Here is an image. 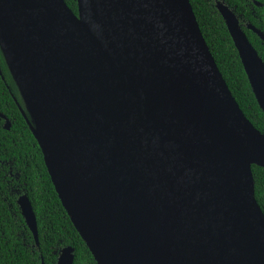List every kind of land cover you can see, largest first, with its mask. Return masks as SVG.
Returning a JSON list of instances; mask_svg holds the SVG:
<instances>
[{
  "label": "water",
  "instance_id": "95a60500",
  "mask_svg": "<svg viewBox=\"0 0 264 264\" xmlns=\"http://www.w3.org/2000/svg\"><path fill=\"white\" fill-rule=\"evenodd\" d=\"M77 3L75 14L64 0H0V48L96 263L264 264L252 170L264 168V134L230 91L191 1ZM218 10L264 110V61L236 14ZM18 205L38 243L29 198ZM57 264H74V249Z\"/></svg>",
  "mask_w": 264,
  "mask_h": 264
},
{
  "label": "trees",
  "instance_id": "16d2710c",
  "mask_svg": "<svg viewBox=\"0 0 264 264\" xmlns=\"http://www.w3.org/2000/svg\"><path fill=\"white\" fill-rule=\"evenodd\" d=\"M64 1L78 14L77 0ZM190 1L230 91L245 116L264 134V110L218 10L222 3L236 14L242 30L264 61V41L248 28L254 26L264 33V0ZM0 68V114L11 123L7 130L5 120L0 118V264H57L62 250L68 247L74 249V264H97L56 192L42 150L20 111L19 105L27 113L1 48ZM252 170L256 199L264 212V168L253 166ZM24 195L37 218L38 243L18 205Z\"/></svg>",
  "mask_w": 264,
  "mask_h": 264
},
{
  "label": "flooded vegetation",
  "instance_id": "af4514ba",
  "mask_svg": "<svg viewBox=\"0 0 264 264\" xmlns=\"http://www.w3.org/2000/svg\"><path fill=\"white\" fill-rule=\"evenodd\" d=\"M258 4V3H257ZM249 28V27H248ZM249 30H251V29H249ZM6 122V121H5ZM6 124V123H5Z\"/></svg>",
  "mask_w": 264,
  "mask_h": 264
}]
</instances>
